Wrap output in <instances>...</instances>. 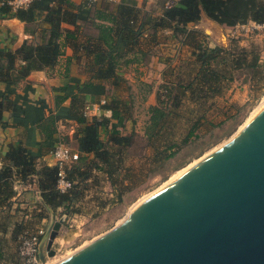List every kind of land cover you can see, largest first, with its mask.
Instances as JSON below:
<instances>
[{
	"label": "trees",
	"instance_id": "1",
	"mask_svg": "<svg viewBox=\"0 0 264 264\" xmlns=\"http://www.w3.org/2000/svg\"><path fill=\"white\" fill-rule=\"evenodd\" d=\"M11 1L0 0V18L23 22L32 39L17 50L0 49V84L10 87L4 96H0V127H9L5 114L11 110L12 96L20 85L33 72H54L67 48L72 49L89 77L84 87L108 88L102 108L111 116L90 120L81 111L80 101L75 100L78 97L73 98L75 102L70 116L78 122L74 138L80 145L81 155L66 168L67 179L74 184L67 193L58 189V166L39 164V158L21 143L10 145L0 169V208L10 206L16 195V183L32 184L51 214L70 216L77 213L76 205L94 171L108 175L116 196L110 202H118L125 190L121 189V176L129 173L130 168L125 164L138 140L145 144L143 152L138 154L140 164L144 167V162L152 159L156 168L163 167L194 137H198V128L206 123L217 127L208 122L204 113L196 118L181 143L175 141L177 134L172 122L186 109L185 101L196 102L204 109L228 83L234 81L236 71L247 68L253 71L254 79L264 77L259 51L211 47L207 36L189 28L191 24L199 23L203 13L229 28L250 22L261 24L264 22V0H179L171 6L166 0L161 14H142L136 0H81L80 4L73 0H34L19 8H15ZM169 31L191 48V57L185 61L187 68L179 71L177 79L161 85L156 92V105L149 109V119L140 134L136 121L132 120L134 97L124 96L130 90L124 77L136 70L135 67L150 65L159 44L169 38ZM119 42H122L123 50H119ZM70 65L71 59L68 58L65 75ZM152 92L151 89L148 94ZM130 122L133 125L127 132ZM119 126L122 129H118ZM37 129L42 139L41 147L53 154L58 134L57 116L50 114L38 123ZM131 172L134 173L132 169ZM132 175L129 178L135 180ZM22 230L23 226H19L15 232L21 245L23 238L31 235ZM4 231V225H1L0 233ZM4 244L0 238V261L5 256Z\"/></svg>",
	"mask_w": 264,
	"mask_h": 264
},
{
	"label": "water",
	"instance_id": "2",
	"mask_svg": "<svg viewBox=\"0 0 264 264\" xmlns=\"http://www.w3.org/2000/svg\"><path fill=\"white\" fill-rule=\"evenodd\" d=\"M66 221L54 219L42 236L41 264L56 255ZM59 264H264V106L120 228Z\"/></svg>",
	"mask_w": 264,
	"mask_h": 264
},
{
	"label": "crops",
	"instance_id": "3",
	"mask_svg": "<svg viewBox=\"0 0 264 264\" xmlns=\"http://www.w3.org/2000/svg\"><path fill=\"white\" fill-rule=\"evenodd\" d=\"M75 3L80 4L81 0H73ZM138 8L141 13H157L161 14V10L166 4V0H136ZM179 0H169V6L177 4ZM167 4V6H168ZM191 30H197L208 37L211 47L222 46L223 48L241 49L246 51H259L261 56L263 42L260 39L247 38L231 39V34L235 31V27H225L213 20L209 19L205 13L197 24L189 26ZM168 39L163 40L158 51H164L169 48V54L159 56L155 54L152 56L150 65L154 64L153 69H174L176 66L188 61L191 57V48L183 44L181 41L173 37V33L169 31ZM32 36L27 32L26 26L23 22L17 19L0 18V49L10 48L17 50L23 44L31 40ZM260 42V46L258 44ZM119 50H123L122 42H119ZM166 50V49H165ZM169 57V58H164ZM71 59V65L66 73L67 59ZM261 60V57H260ZM263 66L261 71H264V62L259 61ZM148 66V67H149ZM148 67H135L136 70H131L130 73L125 75V79L131 84L136 82L143 75L141 70ZM163 77L168 80L169 72L163 71ZM264 73V72H263ZM89 77L81 65V62L74 57L72 49L67 48L65 57L62 59L61 64L50 74L45 71H36L31 73L26 81L20 85L19 89L12 96L13 106L11 110L5 114V120L8 122L9 127H0V169L4 164L2 158L8 151L12 144H23L27 146L34 157L39 158V164H47L48 166H56V160L53 154L46 148L41 147V141L37 125L42 120L46 119L50 114H55L58 119V134L55 137V145H66L70 147L75 154L81 155V148L79 143L75 140V133L78 129V122L76 118L70 116L73 109V98L79 100L82 105L81 111H84L86 116L92 120L94 118H101L103 116L110 117L111 113L102 105L106 101L107 87L95 86L93 88L84 87L83 84L88 81ZM233 82L228 83L220 95L212 98L209 103L216 106V100L230 95L231 86ZM65 88L66 91H65ZM8 89L7 84H0V96H4ZM153 91V88H152ZM155 94L154 91L151 93ZM145 111H149L156 102H148ZM194 106H199L198 103L192 101H185ZM147 120L149 113H147ZM116 124V123H114ZM16 125V126H15ZM133 124L130 122L129 127ZM15 126V127H14ZM116 126V125H114ZM118 129H122L121 126ZM65 142H68L65 144ZM16 195L11 199L10 206L0 208V226L4 225L5 231L0 233V238L4 240V259L0 264H27L25 258L22 256L17 237L15 232L17 227L23 226V233L35 234L39 230L45 232L51 226L53 220H60L64 216H54L42 204L40 192L34 185H26L16 183ZM114 198V192L111 188L108 175L94 171L92 176L87 180L83 189L81 199L76 205L77 213L67 216L66 223H74L75 227L71 226L70 229H75V236H80L83 228V223L92 219L96 213L90 212L93 209L108 210L110 208V201ZM77 224H79L77 226ZM61 232V231H60ZM60 233L57 236L54 247L61 245L64 239L60 238Z\"/></svg>",
	"mask_w": 264,
	"mask_h": 264
},
{
	"label": "rangeland",
	"instance_id": "4",
	"mask_svg": "<svg viewBox=\"0 0 264 264\" xmlns=\"http://www.w3.org/2000/svg\"><path fill=\"white\" fill-rule=\"evenodd\" d=\"M235 38L247 40L248 37L240 35ZM235 38L231 36V39ZM258 44L260 46L259 41ZM165 49L164 51H156V54H159V56H162V54L163 56L168 55L169 48ZM186 64L184 62L176 66L174 68L176 69L175 71L169 68L167 71L165 68L153 69L155 66L152 64L148 68L141 70L143 75L140 79L142 80L129 84L130 90L126 91L124 96L128 98L129 95H132L134 97V119L132 120L136 121V129L140 134H143L148 116L145 108L148 106V102H156L155 94L151 96L148 92L153 88L155 93L159 91L161 85L176 80L179 71L187 68ZM163 71L169 72L167 81L163 77ZM234 76L230 95L228 94L226 97L216 100V106L208 103L204 106V109H201L199 106L186 103V109L181 112L180 118L172 122L175 126L174 132L177 134L175 141L179 143L187 136L196 118L204 113L208 122L216 124L217 127H210L206 123L202 128H198L196 130L198 137H194L193 141L185 145L176 158L159 168H156V165L154 166L152 159L144 162V167L142 166L143 164H140V156L138 154L143 152L145 144L142 140H138V143L131 149L130 156L125 164V166L130 168L129 173L126 172L127 174L125 173L124 175L122 173L121 176V180L123 179L121 189L125 188V190L122 192L120 201L110 202V208L104 211H98L96 208L93 209L91 207L90 212H95L96 215L83 223L81 226L83 230L80 236H75V229H70L71 226L75 227L74 223L64 224L60 230L61 232H59L61 234L60 238L64 240L61 245L54 247L56 255L48 260L49 264H59L60 261L62 262L73 256L81 249H85L89 244L116 230V227L123 224L137 205L167 186L168 183L170 184L178 179L182 172H185L195 163L226 145L242 131L251 118L264 106V77L261 75L259 78L254 79L253 71L247 68L236 71ZM190 111H193V113ZM129 129L131 127L127 129V132H129ZM171 131L172 129L169 132ZM150 156H152L151 153ZM131 169L134 173L131 172ZM130 174H133L132 176L135 177V180L129 178ZM114 198H116L115 193ZM22 249L23 247L21 246L20 251Z\"/></svg>",
	"mask_w": 264,
	"mask_h": 264
},
{
	"label": "built area",
	"instance_id": "5",
	"mask_svg": "<svg viewBox=\"0 0 264 264\" xmlns=\"http://www.w3.org/2000/svg\"><path fill=\"white\" fill-rule=\"evenodd\" d=\"M32 1L34 0H12L11 4L15 8H19L29 5ZM235 29L236 30L233 31L231 35L233 38L238 37L240 35H244L248 38L260 39L264 45V22L261 24L250 22L245 25L236 26ZM260 57V61L264 62V47L261 51ZM53 156L56 160V166H58L59 168V179L57 183L58 189L61 191V193H67L73 188L74 184L69 182V180L67 179L66 168L71 163L75 162L79 156L75 154L74 151L66 145H58L53 152ZM45 233L46 232L44 230H39L37 233L31 234L23 238L21 245L23 249L21 250V254L25 258L27 264H41L39 260L38 248L40 240Z\"/></svg>",
	"mask_w": 264,
	"mask_h": 264
},
{
	"label": "bare ground",
	"instance_id": "6",
	"mask_svg": "<svg viewBox=\"0 0 264 264\" xmlns=\"http://www.w3.org/2000/svg\"><path fill=\"white\" fill-rule=\"evenodd\" d=\"M244 128H245V127H244ZM244 128H243V129H244ZM243 129H242V130H243ZM192 166H193V165H192ZM192 166H191V167H192ZM185 172H186V171H185ZM183 173H184V172H182V173L179 175V177H180ZM179 177H178V178H179ZM176 180H177V179H176ZM173 182H174V181H173ZM171 183H172V182H171ZM168 184H169V183H168ZM127 218H128V217H127ZM124 222H125V221H124ZM124 222H123V223H124ZM121 225H122V224H121ZM121 225H120V226H121ZM120 226H119V227H116V230H117L118 228H120ZM113 231H115V230H113ZM113 231H112V232H113ZM110 233H111V232H110ZM104 235H106V234H104ZM104 237H105V236H104ZM101 239H102V238H101ZM99 240H100V238H99ZM97 241H98V240H97ZM97 241H95V242H97ZM95 242H93L92 244H94ZM92 244H89L87 247L91 246ZM87 247H86V248H87ZM83 250H84V248H83ZM81 251H82V249H81ZM79 252H80V251H79ZM77 253H78V252H77ZM77 253H76V254H77ZM74 255H75V254H74ZM48 262H49V261H48ZM60 263H61V261H60ZM47 264H49V263H47ZM54 264H57V263H54Z\"/></svg>",
	"mask_w": 264,
	"mask_h": 264
}]
</instances>
